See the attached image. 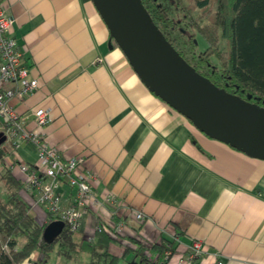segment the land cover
Wrapping results in <instances>:
<instances>
[{"label":"crops","instance_id":"1","mask_svg":"<svg viewBox=\"0 0 264 264\" xmlns=\"http://www.w3.org/2000/svg\"><path fill=\"white\" fill-rule=\"evenodd\" d=\"M0 6L12 16L10 33L38 81L9 102L29 128V108H48L45 140L60 159L81 157L93 173L99 203L73 231L79 245H91L99 221L117 230L108 249L118 256L135 236L147 246L169 242L181 255L198 241L202 252L192 264H216L217 258L264 264V159L207 136L151 92L92 0H0ZM17 155L33 162L35 145L23 143ZM58 189L63 204L73 201L74 188L64 179ZM31 208L47 223L41 206ZM131 208L145 217L136 219ZM89 250L77 257L81 264ZM146 254L151 264L155 253Z\"/></svg>","mask_w":264,"mask_h":264},{"label":"trees","instance_id":"2","mask_svg":"<svg viewBox=\"0 0 264 264\" xmlns=\"http://www.w3.org/2000/svg\"><path fill=\"white\" fill-rule=\"evenodd\" d=\"M140 1L163 37L196 71L215 86L264 106V0ZM195 35L204 41L202 48ZM3 152L5 148L0 149V187L5 192L0 195V242L6 240L7 250L0 244V264H45L51 251L64 259L55 264H81L77 260L79 241L66 223L52 241L43 240L46 222H38L30 212L31 188L4 165ZM45 216L54 218L50 212ZM98 223L87 264H117L120 257L124 264H143L151 259L147 251L155 253L151 264H173L180 255L172 250L167 258L158 260L164 244L147 246L134 236L127 238L118 256L108 249L117 232Z\"/></svg>","mask_w":264,"mask_h":264},{"label":"water","instance_id":"3","mask_svg":"<svg viewBox=\"0 0 264 264\" xmlns=\"http://www.w3.org/2000/svg\"><path fill=\"white\" fill-rule=\"evenodd\" d=\"M110 38L156 96L199 131L242 152L264 159V106L215 86L189 65L163 37L140 0H92ZM4 135L0 131V143ZM63 221L42 228L49 242Z\"/></svg>","mask_w":264,"mask_h":264},{"label":"built area","instance_id":"4","mask_svg":"<svg viewBox=\"0 0 264 264\" xmlns=\"http://www.w3.org/2000/svg\"><path fill=\"white\" fill-rule=\"evenodd\" d=\"M12 22V16L0 6V131L4 135L0 149L5 148V152L1 153V160L15 178L31 188V206H41L44 216L46 212H50L54 218L66 223L70 230L76 231L91 205L99 203L93 197L91 189L93 173L85 168L81 157L60 159L57 148L45 140L43 128L49 120L48 108L41 105L29 108L34 124L29 128L9 102L11 99L21 100L38 84L37 78L23 63L21 48L10 33ZM27 141L33 143L36 150V158L30 163L17 155L19 146ZM61 179L74 188L71 203H62V195L58 189ZM131 211L136 219L145 217L141 210L131 208ZM50 219L52 218L46 219L45 216L44 221ZM98 222H95L93 230L99 229ZM0 244L2 249L7 250L6 240H2ZM164 245L162 257L167 258L172 248L169 242ZM201 252V244L194 241L188 252L180 254L173 264H191ZM215 263L223 264V260L217 258Z\"/></svg>","mask_w":264,"mask_h":264},{"label":"rangeland","instance_id":"5","mask_svg":"<svg viewBox=\"0 0 264 264\" xmlns=\"http://www.w3.org/2000/svg\"><path fill=\"white\" fill-rule=\"evenodd\" d=\"M195 37H196V41L198 43V46L202 48L205 45L204 41L198 35H195ZM219 45L222 46V47L224 46L223 39H221L219 41ZM4 194H5L4 190H2V188L0 187V195L1 196H4ZM30 212L32 214H34L35 210L33 208H31L30 209ZM35 218L37 219V217H35ZM75 236H76V233H73V237L74 238H75ZM83 242L84 243L80 245V250H79L78 255H77V257L79 259H81V257H83V254L82 253H84V254H85V252L88 253V250H89V247H90L89 243H87L85 241H83ZM80 255H81V257H80ZM63 260L64 259H63L62 256L57 255L54 251H51L50 252V255L48 256V258L45 261V264H55L56 261L62 262ZM143 264H148V263L147 262H143Z\"/></svg>","mask_w":264,"mask_h":264},{"label":"bare ground","instance_id":"6","mask_svg":"<svg viewBox=\"0 0 264 264\" xmlns=\"http://www.w3.org/2000/svg\"><path fill=\"white\" fill-rule=\"evenodd\" d=\"M52 219H54V218H52ZM51 220V219H50ZM49 220H47V222H48ZM64 224V223H63ZM115 230V229H114ZM115 232H117V230H115Z\"/></svg>","mask_w":264,"mask_h":264}]
</instances>
